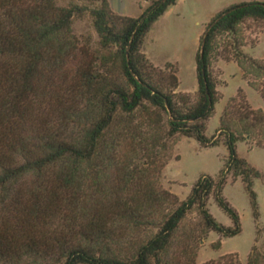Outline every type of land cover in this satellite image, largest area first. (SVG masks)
<instances>
[{
    "label": "trees",
    "instance_id": "1",
    "mask_svg": "<svg viewBox=\"0 0 264 264\" xmlns=\"http://www.w3.org/2000/svg\"><path fill=\"white\" fill-rule=\"evenodd\" d=\"M176 3L152 0L134 17L109 0H0V264H194L210 233L242 231L223 193L230 177L242 180L259 220L254 186L262 174L238 143L264 147V109L240 88L215 134L206 131L222 99L220 35L233 36L231 60L264 100V60L245 52L241 33L246 20L264 21V1L232 4L208 23L194 100L176 91V72L161 73L142 51ZM84 15L99 36L95 47L74 32ZM179 136L228 150L218 176L202 174L185 199L160 183ZM211 198L232 225L212 214ZM202 264L242 263L227 254ZM246 264H264V250L254 245Z\"/></svg>",
    "mask_w": 264,
    "mask_h": 264
},
{
    "label": "rangeland",
    "instance_id": "2",
    "mask_svg": "<svg viewBox=\"0 0 264 264\" xmlns=\"http://www.w3.org/2000/svg\"><path fill=\"white\" fill-rule=\"evenodd\" d=\"M109 1L116 13L137 17L152 0ZM243 1L251 0H177V3L155 22L145 37L142 51L161 73L176 72L180 80L176 91L188 93L194 100L198 90L196 53L200 46V38L208 23L218 12ZM60 3L66 4L67 0H60ZM73 29L81 41L84 42L86 38H90L92 45L97 46L99 36L89 15L75 17ZM241 33L246 40L245 52L254 58L264 60V21L246 20L241 24ZM232 37L231 34L218 37V53L214 58V71L220 80L219 90L223 98L216 105V113L207 123L206 134L209 137L215 134L228 100L236 95L240 88L244 90L254 108L264 109V100L260 92L248 84L243 78L241 68L231 60L232 48L227 45V42ZM238 153L262 174V177L255 179L254 186L258 194L260 218L255 220L253 216L250 198L242 180L234 181L230 177L223 193L238 210L242 231L232 237H224L216 232L210 233L199 246L194 264L217 260L227 254H236L241 263L246 264L254 245L264 250V147L241 141L238 143ZM227 157L228 150L223 143L212 147H202L193 138L179 136V141L173 149V159L162 171L161 186L180 199H185L202 174L218 176ZM209 207L220 222L232 225L231 218L213 198L209 201ZM190 218L192 221L196 219L195 213H191ZM218 241H221L219 248L214 245Z\"/></svg>",
    "mask_w": 264,
    "mask_h": 264
},
{
    "label": "crops",
    "instance_id": "3",
    "mask_svg": "<svg viewBox=\"0 0 264 264\" xmlns=\"http://www.w3.org/2000/svg\"><path fill=\"white\" fill-rule=\"evenodd\" d=\"M165 13H166V12H165ZM222 98H223V97H222ZM221 100H222V99H221ZM221 100H220V101H221ZM220 101H219V102H220ZM219 102H218V103H219ZM218 103H217V104H218ZM217 104H216V105H217Z\"/></svg>",
    "mask_w": 264,
    "mask_h": 264
},
{
    "label": "water",
    "instance_id": "4",
    "mask_svg": "<svg viewBox=\"0 0 264 264\" xmlns=\"http://www.w3.org/2000/svg\"><path fill=\"white\" fill-rule=\"evenodd\" d=\"M207 33V32H206ZM206 35V34H205ZM204 45V44H203Z\"/></svg>",
    "mask_w": 264,
    "mask_h": 264
}]
</instances>
